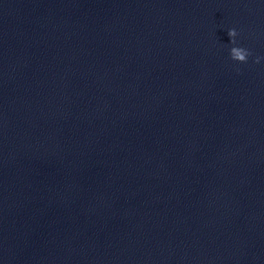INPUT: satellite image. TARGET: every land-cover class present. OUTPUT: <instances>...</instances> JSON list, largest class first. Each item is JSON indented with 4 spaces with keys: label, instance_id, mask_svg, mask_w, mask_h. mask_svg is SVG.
I'll return each mask as SVG.
<instances>
[{
    "label": "clouds",
    "instance_id": "1",
    "mask_svg": "<svg viewBox=\"0 0 264 264\" xmlns=\"http://www.w3.org/2000/svg\"><path fill=\"white\" fill-rule=\"evenodd\" d=\"M227 33H228V36L230 37V43L232 45H234L233 47L230 48V52H229L230 58L233 61H236L239 63H246L248 60V57L250 55H252V53L244 47L235 46L237 44V41H236L237 31H236V29H234V28L229 29L227 31ZM259 60H260V57H257L255 62L259 63Z\"/></svg>",
    "mask_w": 264,
    "mask_h": 264
}]
</instances>
